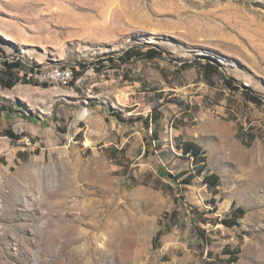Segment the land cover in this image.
<instances>
[{
    "label": "rangeland",
    "instance_id": "1",
    "mask_svg": "<svg viewBox=\"0 0 264 264\" xmlns=\"http://www.w3.org/2000/svg\"><path fill=\"white\" fill-rule=\"evenodd\" d=\"M0 48V264H264V0H0Z\"/></svg>",
    "mask_w": 264,
    "mask_h": 264
},
{
    "label": "trees",
    "instance_id": "2",
    "mask_svg": "<svg viewBox=\"0 0 264 264\" xmlns=\"http://www.w3.org/2000/svg\"><path fill=\"white\" fill-rule=\"evenodd\" d=\"M137 48L139 49L137 52H134L135 51L134 49L133 50H131V49L127 50L126 53L123 56H121V61L125 62L127 59V56H129V55L130 56L136 55L138 57L145 56L147 58H154V57H161L162 56V51L157 49L156 47L149 48L145 51H143L141 47H137ZM0 51H1V48H0ZM133 52L135 54H133ZM5 66L7 69L5 72L7 77L5 78V80H2V85H4L5 87H8V88H11L16 84V82H18L20 80V79H18V77L15 76L14 69L20 68L21 66H23V63L18 60V61H13V62H10L8 64H5ZM29 69L31 71H33L32 67H29ZM222 76H223V79H224L226 85L229 88H232L235 86L234 82L232 81L233 78H230L225 74H222ZM245 93L248 95V97L253 102H255V103L261 102V99L258 96H256L255 94H253V92H250L249 90H247V91H245ZM113 114L115 116H117L118 118H121V115L119 113L114 112ZM147 122H148V120H147ZM147 124H149V123H147ZM6 133H8V136H10L11 138L16 139V136L12 130H7ZM247 134L249 135L250 141L253 140V138L255 137V135L250 133V132H248ZM183 149H184V152L186 154L194 155L197 162L203 161V157L201 156L202 147L200 145L193 143V142H186L183 145ZM203 169H204L203 166L199 167L198 168V174H201ZM194 176H195V174H193V173L189 174L186 177V181L189 182ZM204 180H205V182L209 183L210 185H214L218 182L217 181L218 176L216 174L212 173V174L205 176ZM161 233L162 232H159L157 234L155 241H157V239L161 235Z\"/></svg>",
    "mask_w": 264,
    "mask_h": 264
},
{
    "label": "built area",
    "instance_id": "3",
    "mask_svg": "<svg viewBox=\"0 0 264 264\" xmlns=\"http://www.w3.org/2000/svg\"><path fill=\"white\" fill-rule=\"evenodd\" d=\"M35 79L40 83L53 84L55 87L68 86L74 78V72L71 69L55 68L50 71L35 72Z\"/></svg>",
    "mask_w": 264,
    "mask_h": 264
},
{
    "label": "bare ground",
    "instance_id": "4",
    "mask_svg": "<svg viewBox=\"0 0 264 264\" xmlns=\"http://www.w3.org/2000/svg\"><path fill=\"white\" fill-rule=\"evenodd\" d=\"M89 115V111L88 110H85L83 113H82V116L83 117H87Z\"/></svg>",
    "mask_w": 264,
    "mask_h": 264
},
{
    "label": "crops",
    "instance_id": "5",
    "mask_svg": "<svg viewBox=\"0 0 264 264\" xmlns=\"http://www.w3.org/2000/svg\"><path fill=\"white\" fill-rule=\"evenodd\" d=\"M13 139V138H12Z\"/></svg>",
    "mask_w": 264,
    "mask_h": 264
}]
</instances>
